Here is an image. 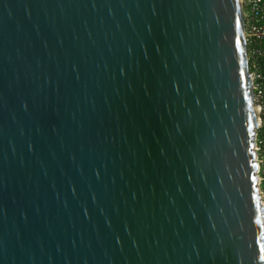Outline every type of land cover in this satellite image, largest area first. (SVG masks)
Masks as SVG:
<instances>
[{"label": "water", "instance_id": "1", "mask_svg": "<svg viewBox=\"0 0 264 264\" xmlns=\"http://www.w3.org/2000/svg\"><path fill=\"white\" fill-rule=\"evenodd\" d=\"M241 0H0V264H264Z\"/></svg>", "mask_w": 264, "mask_h": 264}, {"label": "built area", "instance_id": "2", "mask_svg": "<svg viewBox=\"0 0 264 264\" xmlns=\"http://www.w3.org/2000/svg\"><path fill=\"white\" fill-rule=\"evenodd\" d=\"M249 78L257 114L255 150L264 220V0H241Z\"/></svg>", "mask_w": 264, "mask_h": 264}]
</instances>
